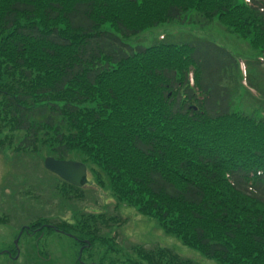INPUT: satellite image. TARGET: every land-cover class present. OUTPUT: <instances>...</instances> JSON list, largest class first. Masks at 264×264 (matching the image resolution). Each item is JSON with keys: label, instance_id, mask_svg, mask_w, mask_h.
Wrapping results in <instances>:
<instances>
[{"label": "trees", "instance_id": "obj_1", "mask_svg": "<svg viewBox=\"0 0 264 264\" xmlns=\"http://www.w3.org/2000/svg\"><path fill=\"white\" fill-rule=\"evenodd\" d=\"M214 21L255 57L201 37L129 42L162 23ZM260 67L264 0H0V149L78 157L115 211L136 207L220 264H264ZM56 180L61 201L84 198ZM123 219L90 211L36 225L118 251L102 230ZM131 252L110 264H201L165 246Z\"/></svg>", "mask_w": 264, "mask_h": 264}, {"label": "rangeland", "instance_id": "obj_2", "mask_svg": "<svg viewBox=\"0 0 264 264\" xmlns=\"http://www.w3.org/2000/svg\"><path fill=\"white\" fill-rule=\"evenodd\" d=\"M104 28L109 27L105 25ZM193 37L210 39L227 48L240 60L255 57L246 41L227 31L217 21L203 27L179 22L162 23L134 35L129 42L147 46L156 39L182 41ZM261 70L264 71V67ZM251 100L252 98L248 97V101ZM41 153L42 151L34 155L16 156L8 148L3 151L0 149V216L5 218V221H0V264H80L77 248L71 237L56 231L46 232L38 238L29 235L19 237V228L21 224L33 222L39 216L50 220L63 218L74 222L78 212L90 211H105L107 215L118 214L126 218L122 224L113 226L112 232L108 227L102 230L107 236L115 235L114 246L119 249L107 251L109 260L113 255L121 259L134 258L131 246L142 244L147 248L156 245L169 247L183 257L201 264H220L197 249L183 244L175 235L164 232L154 217L140 214L136 207L120 204L115 211V198L111 196L110 191L100 190L89 170L84 179L86 185L82 187L84 198L61 201V196H58L55 189L57 177L44 168ZM66 160L81 162L73 155H69ZM53 194L55 195L52 196ZM16 239L19 253L11 258L4 251L11 247ZM108 241L110 243V239ZM96 245L98 244L93 248L95 250Z\"/></svg>", "mask_w": 264, "mask_h": 264}, {"label": "flooded vegetation", "instance_id": "obj_3", "mask_svg": "<svg viewBox=\"0 0 264 264\" xmlns=\"http://www.w3.org/2000/svg\"><path fill=\"white\" fill-rule=\"evenodd\" d=\"M83 184V183H82ZM86 183L83 184V186H85ZM38 222L37 220H34L33 222H29L27 224H21L19 230L21 232H19V237L23 235H29V236H35L36 238L43 236L45 234V232L48 231H56L57 233L63 234V235H67L68 237H71L73 242H75V244L78 246V258L80 257V255L82 253H84V257L85 259H83L82 261H79L80 264H110V260L108 259V257L106 256V254H103L104 259L102 261H94L90 259V255H89V250L94 248V245L91 244L90 240L87 239L85 236L79 237L77 235H75L74 233H71L69 231H66L63 228L60 227H56L54 224L49 223V222H42L40 225H36ZM75 245V246H76ZM17 248L19 250V246L17 244V246H15V244H13L11 247L6 248L5 252L7 255H9L11 258H14L17 254ZM97 248V246H96ZM80 249V251H79ZM94 251H98L99 249H93Z\"/></svg>", "mask_w": 264, "mask_h": 264}, {"label": "water", "instance_id": "obj_4", "mask_svg": "<svg viewBox=\"0 0 264 264\" xmlns=\"http://www.w3.org/2000/svg\"><path fill=\"white\" fill-rule=\"evenodd\" d=\"M43 165L47 170L75 186H80L82 178L86 175L85 164L78 161L62 160L47 156L44 158Z\"/></svg>", "mask_w": 264, "mask_h": 264}]
</instances>
